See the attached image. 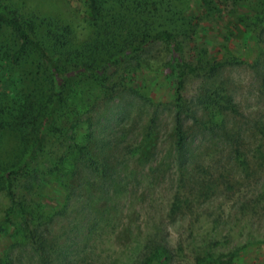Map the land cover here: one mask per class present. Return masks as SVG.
<instances>
[{
	"label": "rangeland",
	"instance_id": "374dc122",
	"mask_svg": "<svg viewBox=\"0 0 264 264\" xmlns=\"http://www.w3.org/2000/svg\"><path fill=\"white\" fill-rule=\"evenodd\" d=\"M161 1L156 28L174 35L187 66L179 147L166 43L106 68L105 82L65 83L61 111L47 125L48 68L30 51L11 62L19 42L0 27V169L21 159L29 129L43 133L32 171L13 189L32 214L39 249L0 179V264H141L157 246L170 255L167 264H206L207 256L215 264H264V21L250 24L253 32L237 25L234 13H247L235 0ZM102 5L103 16L120 9ZM0 6L31 22L44 45L49 32L64 34L72 58L81 52L89 61L104 32L88 0ZM205 63L217 66L209 71ZM22 104L32 106L24 125Z\"/></svg>",
	"mask_w": 264,
	"mask_h": 264
},
{
	"label": "trees",
	"instance_id": "16d2710c",
	"mask_svg": "<svg viewBox=\"0 0 264 264\" xmlns=\"http://www.w3.org/2000/svg\"><path fill=\"white\" fill-rule=\"evenodd\" d=\"M89 14L93 22H100V28L104 27V32L99 34V41L93 45L95 54L86 58H81V52H77V57H70L71 53L64 51L66 45L64 34L57 35L50 33L47 36V42L50 46L44 45L41 39L37 38L36 27L31 22L21 20L15 13L4 6H0V27L8 26L17 38L19 44L17 49L10 55L11 62H16L27 51L33 52L47 66L48 71L54 83L51 98L48 101V106L44 110L42 121L49 124L54 119L56 113L61 111L62 93L64 84L73 78L83 79L88 78L93 82H105V70L110 66L118 65L126 57L131 54L143 50L153 42L161 41L166 43L171 50L170 62L166 65L165 75L174 82V132L176 134V145L179 147L183 142V136L180 129L181 118L189 112L187 101L182 97L180 89L182 87V77L186 72V64L182 61L180 44L176 41L174 35L166 30H157L156 16L161 5V0H109L118 4L120 8L114 16L106 14L102 15L103 5L102 0H88ZM221 1V0H220ZM238 7H243L247 14L238 15L236 11L234 17L235 22L246 30L253 32L252 24L255 20L264 21V0H235L233 1ZM219 6V5H218ZM227 15V14H226ZM97 27V25H96ZM63 29L62 31H64ZM196 29H193L194 32ZM255 38V36L253 37ZM100 57L99 60L95 58ZM208 62V61H207ZM0 64L2 61L0 60ZM209 64V71H213L217 64ZM210 97V102L214 103V97ZM21 112L18 114V119L22 125L23 121L30 116L32 106L30 104H22ZM33 128V127H32ZM36 128V127H35ZM32 132H35L34 134ZM149 136V135H148ZM32 137V139H31ZM25 150L20 160L10 165L6 169H0V179L4 181L5 188L10 199L17 205L24 224V231L30 243L35 246L36 241L34 231L31 229V212L26 210L24 201H14V187L18 185L21 178L27 176L33 169L36 155L43 141V133L36 132L35 129L27 132ZM79 157L86 165L96 171L98 170L99 162L90 155L89 152L83 151V148H77ZM148 257L141 264H167L170 255L162 246L154 247L149 250ZM206 264H215L210 256L205 259Z\"/></svg>",
	"mask_w": 264,
	"mask_h": 264
}]
</instances>
